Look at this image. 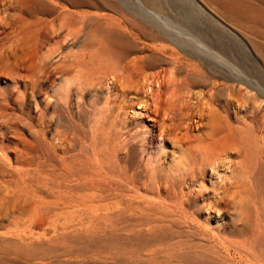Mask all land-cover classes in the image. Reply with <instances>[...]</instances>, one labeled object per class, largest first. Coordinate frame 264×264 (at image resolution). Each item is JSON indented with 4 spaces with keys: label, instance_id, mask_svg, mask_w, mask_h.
Wrapping results in <instances>:
<instances>
[{
    "label": "rangeland",
    "instance_id": "374dc122",
    "mask_svg": "<svg viewBox=\"0 0 264 264\" xmlns=\"http://www.w3.org/2000/svg\"><path fill=\"white\" fill-rule=\"evenodd\" d=\"M54 1L67 16L40 15L34 37L0 24V264H264V93L235 80L264 90L259 40L210 0ZM83 16L207 35L223 65L195 63L226 69L213 81L233 103L211 102L210 83L193 86V109L169 113L162 134L149 88L172 65L158 59L130 78L139 89L128 86L105 52L89 60ZM140 42L135 70L160 44ZM170 45L189 59L188 47Z\"/></svg>",
    "mask_w": 264,
    "mask_h": 264
},
{
    "label": "bare ground",
    "instance_id": "6f19581e",
    "mask_svg": "<svg viewBox=\"0 0 264 264\" xmlns=\"http://www.w3.org/2000/svg\"><path fill=\"white\" fill-rule=\"evenodd\" d=\"M150 1L152 2L153 0ZM210 1L214 2L215 5L221 9L222 13L229 14L231 18H234L233 20L236 22L237 26L259 40L255 42V47L264 60V0ZM72 4L79 7L84 4L91 5L92 2L88 0H72ZM60 9L61 8L54 0H0V24H11L18 29H21L23 32H29L30 35L34 37L39 34L37 30L38 25L44 22L40 15L59 12L60 16L65 18V16H67L66 13H61ZM160 21L161 19L156 20L155 22L158 30L161 31V35L158 34L157 31L149 29L143 21H136L134 17L118 18L111 16L105 18L96 17L95 19L88 20V16H83V19L80 22L81 26L79 27V33L85 28L87 29V36L85 35L83 47L90 56L89 60H94L97 52L102 50L109 57V65L115 72L114 77L120 80L123 78V81L125 80L128 86H132L135 89L138 88V85L136 82H133L136 85H131L132 81H130V78L133 79L134 75H142L143 71L146 69L156 68V62L158 59L160 62L172 65V68L175 70L173 76L172 71H169L170 75L168 80L160 82L154 78V85L156 83L157 89L152 87L149 88L151 90L150 94L154 98L155 108V115L151 120L154 123L158 122V116L162 113L164 116L161 125L163 127V134V131L167 128L165 121L169 119V113L176 109L178 111H191L193 109L191 100L195 96V93L190 89L193 86H206L210 83V90L214 91L210 95L211 102H213L214 97L221 101L226 100L228 105L232 101L228 100V98L225 99V96L229 97L228 92L230 89L226 85H218L213 81V78L217 76V74L226 75V69L219 66L215 67L213 72L210 71V73H208L203 67H201V65L195 63L198 61L196 57L200 56L203 60L209 63L210 60H214L217 63L222 64L223 61L220 57L221 55L219 56L208 47V42H210L209 37L203 34L194 35L187 32L185 33L181 31L178 27L179 25H176L177 23L169 28L167 26L163 27V23ZM164 22L167 23L166 21ZM86 23H90L88 27ZM153 27L155 26L153 25ZM142 39L155 42L160 41V44L151 48L152 50L150 54L141 61L142 64H140L139 67H136L135 70V68H133L134 60H129V58L134 52L141 50L140 41ZM170 44H183L188 47L190 49L187 52L189 59L182 61L176 54V51L171 48ZM167 54L172 56V58L166 57L165 55ZM230 65H232V63ZM230 65L228 64V67H231ZM256 69L257 68L255 67L254 72L258 74L259 70L257 71ZM181 75H184V77H181ZM235 80L239 81L240 84L247 85L264 93V90L260 87V80L254 81L247 76L244 77L240 74L235 76ZM235 94L238 98H243V91L240 87L235 90ZM228 105L221 107L224 112L227 111ZM210 113L214 114L215 117L220 114L211 104ZM220 123V119L216 118V127H218ZM218 129H220V127H218ZM220 155V153H216V155L210 157V167L213 168V172L216 171V168L220 164Z\"/></svg>",
    "mask_w": 264,
    "mask_h": 264
}]
</instances>
